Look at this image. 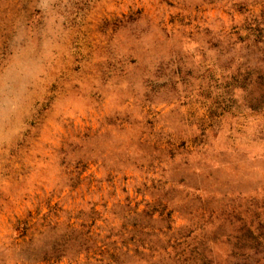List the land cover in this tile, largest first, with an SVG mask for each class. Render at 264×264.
Listing matches in <instances>:
<instances>
[{
  "label": "rangeland",
  "instance_id": "rangeland-1",
  "mask_svg": "<svg viewBox=\"0 0 264 264\" xmlns=\"http://www.w3.org/2000/svg\"><path fill=\"white\" fill-rule=\"evenodd\" d=\"M0 264H264V0H0Z\"/></svg>",
  "mask_w": 264,
  "mask_h": 264
}]
</instances>
